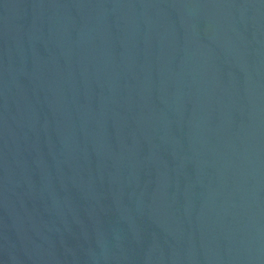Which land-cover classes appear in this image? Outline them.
<instances>
[{
    "label": "water",
    "instance_id": "95a60500",
    "mask_svg": "<svg viewBox=\"0 0 264 264\" xmlns=\"http://www.w3.org/2000/svg\"><path fill=\"white\" fill-rule=\"evenodd\" d=\"M0 264H264V0H0Z\"/></svg>",
    "mask_w": 264,
    "mask_h": 264
}]
</instances>
